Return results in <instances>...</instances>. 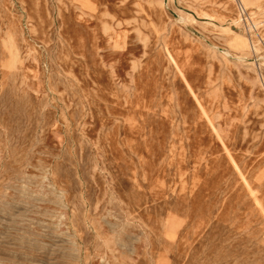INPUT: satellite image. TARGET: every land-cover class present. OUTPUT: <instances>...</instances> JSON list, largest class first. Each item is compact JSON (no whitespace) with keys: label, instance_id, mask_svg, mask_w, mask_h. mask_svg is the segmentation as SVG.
<instances>
[{"label":"rangeland","instance_id":"374dc122","mask_svg":"<svg viewBox=\"0 0 264 264\" xmlns=\"http://www.w3.org/2000/svg\"><path fill=\"white\" fill-rule=\"evenodd\" d=\"M0 264H264V0H0Z\"/></svg>","mask_w":264,"mask_h":264}]
</instances>
